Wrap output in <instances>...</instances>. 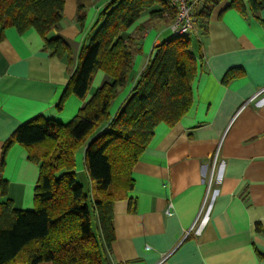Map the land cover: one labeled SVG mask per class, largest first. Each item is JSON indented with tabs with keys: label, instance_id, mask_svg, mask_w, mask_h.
Segmentation results:
<instances>
[{
	"label": "crops",
	"instance_id": "1",
	"mask_svg": "<svg viewBox=\"0 0 264 264\" xmlns=\"http://www.w3.org/2000/svg\"><path fill=\"white\" fill-rule=\"evenodd\" d=\"M109 1L90 4L80 26L75 0H65L59 31L50 37L67 42L70 66L43 50L34 29L22 34L14 28L0 30V179L7 185L0 203L10 200L18 210L34 209L38 165L27 160L18 144L3 154L14 132L38 116L66 125L110 81L97 71L85 100L68 95L62 109L56 108L80 49ZM241 1L244 13L223 1L206 22L200 21L199 33L189 35L195 38L191 51L197 64L190 108L174 125L161 123L154 129L132 168L131 190L113 204L114 240L108 246L92 216L104 264H264V9L256 18L247 1ZM148 19L143 15L128 32ZM168 30L169 24L154 20L143 34L131 78L110 106V117ZM229 72L233 76L222 82ZM85 148L75 154V177L76 172L88 177ZM91 190L90 182L86 192Z\"/></svg>",
	"mask_w": 264,
	"mask_h": 264
},
{
	"label": "trees",
	"instance_id": "2",
	"mask_svg": "<svg viewBox=\"0 0 264 264\" xmlns=\"http://www.w3.org/2000/svg\"><path fill=\"white\" fill-rule=\"evenodd\" d=\"M98 0H75V21L81 26L86 8ZM244 13L241 0H201L195 15L206 22L221 2ZM258 18L264 0H246ZM65 0H0V30L14 28L19 34L34 29L51 57L72 64L71 49L59 31ZM149 19L128 30L143 16ZM174 10L167 0H111L99 12L88 41L79 52L56 108L68 95L85 100L97 71L110 81L100 86L78 114L66 125L34 117L20 126L4 146H22L27 160L38 165L32 211L14 208L10 200L0 203V264H104L102 246L92 228L96 217L102 240H113L112 210L116 200L131 190V171L159 124L174 125L192 102L191 84L197 74L190 36H171L152 49L141 73L117 113L109 109L132 75L134 57L141 52L143 34L154 20L171 24ZM205 31V30H204ZM233 76L225 75L222 82ZM86 145L84 164L92 192L76 182L74 157ZM0 179V196L6 195Z\"/></svg>",
	"mask_w": 264,
	"mask_h": 264
},
{
	"label": "built area",
	"instance_id": "3",
	"mask_svg": "<svg viewBox=\"0 0 264 264\" xmlns=\"http://www.w3.org/2000/svg\"><path fill=\"white\" fill-rule=\"evenodd\" d=\"M169 7L174 10V18L169 25V30L172 36H189L197 32L198 18L195 15L196 7L200 4L201 0H167ZM212 171V170H211ZM211 183V173L204 179L206 186V195L202 203V208L206 201ZM169 213V212H168ZM189 234L187 231L183 239Z\"/></svg>",
	"mask_w": 264,
	"mask_h": 264
},
{
	"label": "rangeland",
	"instance_id": "4",
	"mask_svg": "<svg viewBox=\"0 0 264 264\" xmlns=\"http://www.w3.org/2000/svg\"><path fill=\"white\" fill-rule=\"evenodd\" d=\"M128 33H129V32H128ZM197 33H199V29H198V28H197V32H196V34H197ZM170 35H172V33L168 30V32L165 33V34L161 37L162 41L166 40V39H167V36H170ZM194 35H195V34H194ZM190 39H191L192 48H193L194 43H196V42H195V38L192 36V38H190ZM76 182H77L79 185H81L85 191H87V190L90 188V182H89V179H88L87 175L84 174V173L82 174V173L76 172ZM93 222H94V220L92 221V223H93ZM93 224H94V223H93Z\"/></svg>",
	"mask_w": 264,
	"mask_h": 264
},
{
	"label": "water",
	"instance_id": "5",
	"mask_svg": "<svg viewBox=\"0 0 264 264\" xmlns=\"http://www.w3.org/2000/svg\"><path fill=\"white\" fill-rule=\"evenodd\" d=\"M156 54H157V50H153V52L151 53L150 62L154 60Z\"/></svg>",
	"mask_w": 264,
	"mask_h": 264
}]
</instances>
